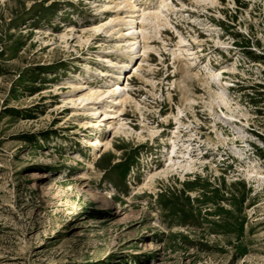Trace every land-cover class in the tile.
Here are the masks:
<instances>
[{"label":"rangeland","instance_id":"obj_1","mask_svg":"<svg viewBox=\"0 0 264 264\" xmlns=\"http://www.w3.org/2000/svg\"><path fill=\"white\" fill-rule=\"evenodd\" d=\"M159 3L0 0V264H264V0H172L141 52L119 53L110 25L80 41ZM117 80L122 105L60 106ZM112 104L121 116L95 125ZM174 139L193 168L162 174Z\"/></svg>","mask_w":264,"mask_h":264},{"label":"bare ground","instance_id":"obj_2","mask_svg":"<svg viewBox=\"0 0 264 264\" xmlns=\"http://www.w3.org/2000/svg\"><path fill=\"white\" fill-rule=\"evenodd\" d=\"M172 0H160V3L158 4V6H156L155 10L153 12H150V13H146V11H142L141 14H137L138 13V5L137 4H132V8H131V11L132 12V15H126L127 16H130L132 18L136 17L137 18H134L133 20H130V24H131V27L129 28H126L127 30L124 31L123 29H117L116 28H119L122 24H126L122 18L123 17H120L118 14L115 15V16H112L110 17V20L108 23L106 24H102L101 22H97L94 24V27L92 28H85L83 29L82 31V34H80L79 38H80V41H88L87 39H90V37H92V35H94L95 33H98L100 32L101 30L104 29V27L107 29L108 25H110L109 30H113L115 29L116 33H120L119 36L117 37H122V39H120L119 41H114L113 44L115 43V46H120V48L118 49L119 53H121L122 55H124L126 53L127 50H129V46H136L140 44V52H141V41L138 40L139 38V35H137L138 33L141 34V31L143 30V27H144V22L148 19H154V22L155 24H157L159 27L161 25V23H158L157 21H159L160 19L162 20L161 18V14L163 12L164 9L168 10L169 8H165L166 5H169L171 3ZM131 2V1H130ZM129 1L127 2V6H129L131 3ZM109 5H112V4H109ZM106 7V5H105ZM140 18V19H139ZM165 20H163V22H167V18H164ZM118 22V23H117ZM100 23V24H99ZM140 27V28H139ZM159 29V28H158ZM159 31V30H158ZM72 33V31H71ZM70 32L68 33H65L63 34L62 38L63 39H66L68 36L71 35ZM114 34V33H113ZM131 36L130 38H127V36ZM146 37V36H145ZM147 38V37H146ZM132 40V41H130ZM185 40L186 38L185 37H180L179 38V42H178V48L177 50L179 52H182V51H188L189 54H193V53H197V51L193 50L194 48H181V47H184L185 46ZM124 42L123 46L121 47V45L117 44L118 42ZM104 43V42H103ZM143 54L141 55H145V53H147L151 46L149 44L145 45L143 47ZM177 50H173V54L174 55H177ZM112 57V56H111ZM102 58H106V61L110 62L111 64H114V62L112 61V59H110V56H103ZM141 65V62L139 63ZM139 65V66H140ZM139 66L136 68L138 69ZM181 67V66H180ZM132 70V69H130ZM209 69H207L206 71H208ZM101 71V75H105V70L103 69H100ZM205 71V70H204ZM130 72V71H129ZM134 72V71H133ZM121 74V73H120ZM182 74H183V78H186V77H189V74H190V71L187 69V68H182ZM192 74V73H191ZM194 74V73H193ZM198 75V74H197ZM121 77V76H120ZM126 77V76H125ZM124 77V78H125ZM130 77V75H129ZM122 78V77H121ZM213 79V78H212ZM206 80V79H205ZM183 81V80H182ZM209 81V80H207ZM181 82V81H180ZM206 82V81H205ZM209 83V82H208ZM181 84V83H180ZM113 86H116L115 88L111 89L110 88H107L105 90H102V89H96L94 87H91L89 89L88 92L86 93H82L79 97L78 96H73V95H70L66 98H63L62 100V104L60 105L61 107L63 106H66L68 103H71L73 106L76 104V101L81 99V102H83L84 104H86L87 106L90 105V103H92L93 101V98L94 100H96V102L98 100H102L104 97H107L108 93L109 94H113L115 95V97L113 98V100H116L115 102L118 104V103H122L124 102H127L128 100V93H126V95L124 96L123 94L125 93H121L118 95V92L122 91V90H125V88L127 86L124 85L123 82L117 80V82L113 85ZM181 86V85H180ZM74 87V85L72 86ZM188 88V87H187ZM111 89V90H110ZM189 91V90H188ZM187 89H186V86L184 85V87H182V93L183 95H185L187 92ZM189 93V92H188ZM216 95L219 97V98H222V94L219 93V92H216ZM124 96V97H123ZM78 97V98H77ZM186 96H184V99H185ZM130 98V97H129ZM186 100H189L191 101V99L187 98ZM185 100V101H186ZM193 101H194V98H193ZM196 101V100H195ZM80 102V103H81ZM101 103H98L99 105L96 106L99 110L101 109V107L103 106V103L104 101H99ZM191 104V102H190ZM223 104H226L225 102H223ZM121 105L119 106H116L115 104L111 105V111H107L105 110L104 113H100L98 115V118H100L102 115L106 114L104 117H102L100 120H99V123L95 124V125H103L104 124V120L106 118H117V117H120L121 116ZM91 108V105L89 106ZM96 109V108H95ZM98 110V111H99ZM77 110H72V116L74 115H78V113L76 112ZM101 112V111H99ZM103 112V111H102ZM83 114H89L87 113L85 110H84V113ZM97 114V113H95ZM182 114V109H179L177 114L174 115V118L175 120L177 121L178 124H180L181 120H180V116ZM94 116V115H93ZM92 119L91 117L90 118H86L85 120V126H90L92 125ZM114 123V119H108L106 120L105 122V126L108 125L109 127L112 126ZM83 125V124H82ZM122 126L124 124H121ZM104 126V125H103ZM117 131H119L121 129V127H115ZM148 131L150 133V135H154L155 133H157L158 130H155L153 127H149L148 128ZM97 139L94 140V141H89L90 144H93V145H102V146H108L110 145L111 143H109V141H105V139L103 140L102 138L100 139L99 137H96ZM171 146V149L168 151V159H169V163L167 164L166 168L163 169V173L162 174H166L169 170H172L175 168V166H179L181 163L179 161H177L175 158L178 157V149H177V143H176V140H172V143L170 144ZM189 147V146H188ZM180 166H185L188 170L189 169H192L193 166L191 164H182ZM43 177H46V175H38L37 178H43ZM150 185V184H149ZM41 188L43 190H48L49 189V186L45 185V184H42L41 185ZM96 197V196H95ZM99 200L103 201L104 197L102 196H99L98 197Z\"/></svg>","mask_w":264,"mask_h":264}]
</instances>
